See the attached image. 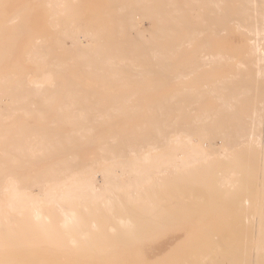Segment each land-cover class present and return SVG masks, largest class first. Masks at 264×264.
<instances>
[{"label":"bare ground","instance_id":"1","mask_svg":"<svg viewBox=\"0 0 264 264\" xmlns=\"http://www.w3.org/2000/svg\"><path fill=\"white\" fill-rule=\"evenodd\" d=\"M8 1L0 0V122L19 111L34 113L39 126L50 121L59 128L49 135V154L52 149L53 156L61 154L56 149L62 147L74 155L63 166L53 164L38 189L33 178L0 174V225L10 226L12 216L24 242L38 234L40 244L46 235L51 243L47 250L41 245L45 253L33 252L32 259L40 264H152L149 252L157 249L161 255L153 264H264V0H162L164 12L132 0L137 5L130 31L133 52L139 47L150 53L154 62L144 58L149 65L161 64V72L149 69L153 64L148 68L143 58L138 62L147 68L136 71V61L122 58V44L116 59L126 62L98 60L104 50L97 31L69 24L58 30L59 20L71 17L78 0H25L15 7ZM39 9L46 10L54 33L64 37L54 41L66 44L60 61L48 62L45 40L23 39L46 34L30 21ZM139 15L164 24L172 20V29L140 31ZM18 45L24 63L17 74ZM171 48L173 63L168 62ZM128 66L133 77L162 73L164 83L172 80L173 92L165 95L162 109L141 112L164 118L147 119L150 134L131 140L122 135L104 140L102 135L95 142L92 123L105 119L88 117L92 113L75 107L73 93L61 91L80 90L82 83L104 84L112 77L123 83L119 76ZM65 69L82 77L64 79ZM30 101L34 108L27 110ZM13 104L18 108L11 109ZM93 146L92 157L80 165L78 153ZM24 149L32 158L47 153L42 140L21 145L0 136L2 154ZM5 162L0 173L16 171L17 166ZM242 169L244 185L238 179ZM3 233L0 264H35L9 257L25 246H8L11 231ZM156 241L160 243L153 249L150 244Z\"/></svg>","mask_w":264,"mask_h":264},{"label":"rangeland","instance_id":"2","mask_svg":"<svg viewBox=\"0 0 264 264\" xmlns=\"http://www.w3.org/2000/svg\"><path fill=\"white\" fill-rule=\"evenodd\" d=\"M121 3H113L112 0H78L77 3H72L74 7L77 9L70 12L68 16H71L70 18L59 20L60 26L58 27V30H64L66 29V25L69 24L71 26H76L78 28H84V29H90L94 30L100 33L99 39H102L103 42H99L100 49L104 50L102 53H99L98 60H101L102 58L104 61L110 58L116 59V49L118 44H122L123 48V59L129 58L128 60L136 61V71L143 68H147L148 66H152L153 63H150L153 59H151V55H146L144 51H141L138 47L136 52L135 47H132L134 43L130 42L131 39L134 38V36L131 34L132 29V16L137 15V5L132 0H121ZM162 0H144L143 6L148 9H152L153 11L161 12L166 11L164 9V6L161 5ZM6 4V3H5ZM20 4H25V0H9L7 5L9 6H19ZM41 5L42 2L40 3ZM129 7V8H128ZM169 13L172 14V10H169ZM46 14V10L39 9L34 12V18H32L30 21L34 22V29H41L44 30V33L41 36L39 35H28L23 37V39L29 40V39H35V38H41L45 40L46 44L50 46V55L48 56L47 60L48 62H57L61 59L58 57L61 55L60 49L64 48L66 45L65 42L56 43L55 40H64V37L60 35L59 33H54L55 30L51 27L50 24H47V18L44 15ZM42 15V16H41ZM47 15V14H46ZM126 19H125V18ZM140 18V24H139V30L146 31V30H156L157 29H172L173 21L172 20H166L165 22H162V20H157L155 17L150 18L149 16L139 15ZM131 18V19H129ZM129 19V20H128ZM26 21V20H23ZM52 22V21H51ZM135 22V21H134ZM142 23V24H141ZM146 29V30H145ZM103 32L104 34H101ZM107 34V35H105ZM170 40L174 39L173 35H170ZM30 41H27L26 43H29ZM164 41L160 43V48L164 47ZM67 44L70 45V41L67 40ZM169 44H173V42H169ZM55 45L57 46V50L55 49ZM22 45L15 46L14 48L19 50L21 52L20 57L17 60V66L15 67V71L19 72V64H21V67L24 63L23 58V49L21 47ZM153 54V53H152ZM148 56L151 61L149 62L150 65L147 63L149 60L146 59ZM105 56V57H104ZM114 56V57H113ZM153 56V55H152ZM157 56V55H156ZM54 57V58H53ZM109 57V58H107ZM158 57V56H157ZM58 60H57V59ZM143 58L144 62H146L147 67L145 66V63L141 64L139 62L140 59ZM156 58V57H155ZM154 58V59H155ZM113 60V65H116L117 63L120 64V62H126L122 60ZM23 60V61H22ZM160 60V59H159ZM158 60V61H159ZM139 61V62H138ZM22 62V63H21ZM154 62V61H152ZM168 62L173 63L174 62V51L171 48L169 53ZM16 63V62H13ZM12 63V64H13ZM156 63V62H155ZM168 63V64H170ZM138 64L140 66H138ZM158 64V62H157ZM30 66V65H29ZM30 70H35V67L30 66ZM138 68V69H137ZM149 68V67H148ZM135 69V68H134ZM154 70H159L161 72L162 66L161 64L149 68ZM172 69V68H171ZM128 69H125L123 73L119 76V79H123V83L115 82L113 77L111 81H107L104 84H101L100 82L96 83H82L78 84L77 87L80 88V90H70V89H64L61 91V95H66L68 93H73V99L74 102H77V105L75 107L78 108H84V110L88 113H92L91 115H88L90 118H96V119H105L104 121H98L93 122L92 126H94L96 129L94 130L93 136L96 135V137L93 139L95 142L99 140V136H105L106 138H103L104 140L111 139L116 140L117 138H113V136L116 135H122V140H131L132 138H136L135 136L139 135H147L151 132L145 131V128H148L151 126L152 122L148 121L147 119H154V118H164V116H149L147 113H141L146 110L149 111V109L160 111L162 109L165 95L171 94L173 92V86L172 80H170L167 83H164V75L162 73H156L151 74V76L147 74H137L136 76H130L128 75L129 71ZM148 71V69H147ZM146 73V72H145ZM34 75V73H33ZM65 78L70 79H76L78 77H82L81 73L78 74L77 72H67V69H65V74L62 76ZM86 77V76H83ZM150 80H153L150 82ZM254 85V84H253ZM252 85V89L254 86L257 87V85ZM60 87H65L64 84L62 85H56ZM256 87L253 89L255 90ZM120 93V94H129V98L124 100H117L114 99V94ZM111 95V97H109ZM113 96V97H112ZM36 102V101H35ZM78 102H80V105H78ZM30 103H27L25 105V109L31 110L34 108L32 105V108L30 106ZM151 103H153V106L151 107ZM11 109H17L18 106H15L14 104L10 106ZM20 108V107H19ZM39 108L43 109L42 106H39ZM52 108H49L50 110ZM128 112L126 114H121V111ZM53 113H48V118ZM146 114V115H145ZM18 115V116H17ZM16 117L13 118H6L5 122H0V136H4L6 140L10 142H16L18 144H27L32 140L36 141H44L45 149L47 150V153L42 155H37L34 158L30 156L27 153V150L24 149V153L20 154L18 151H12L6 155L2 154V151L0 152V163L6 161V158L8 159V162L5 163L9 165V167L14 168L17 166L16 171H12L11 169L8 171H2L3 173H0L2 176L5 174H11L14 177L18 178L19 176H26L29 178H33V183H35V188L38 189V183H40V178L43 174H48L50 172V168L53 166V164H58L59 166H63L65 163V160L68 156L73 157L74 155L69 153L67 154L62 147L57 148V151H60L61 154L53 156V149L50 151V154L48 152L49 150V142L51 138H49V135L54 134V131L58 130L55 125H52L50 121L37 123V116L36 114H26L23 113V111L17 112ZM51 117H54L52 115ZM53 128V130L51 129ZM124 129V130H123ZM139 129V130H138ZM46 134L47 138L43 139L42 135ZM108 137V138H107ZM138 143V141H136ZM25 146V145H24ZM94 146L92 147V150H89L88 152L83 151L79 154L80 156V165H85L87 160L92 157V151H94ZM86 151V150H85ZM93 157L98 158L97 151L94 152ZM32 158V159H31ZM241 158V157H240ZM241 161V160H240ZM240 161L238 163H240ZM237 163V164H238ZM4 164V163H3ZM241 164V163H240ZM5 165V164H4ZM243 165V166H242ZM240 167H244V164H242ZM30 167V168H28ZM21 169L25 168L24 172L20 171ZM236 168L237 167L236 165ZM243 170V169H242ZM11 171V172H10ZM240 171V170H239ZM245 171H241L239 176V182L242 183L245 181V175L242 174ZM239 184V183H238ZM243 184V183H242ZM240 185V184H239ZM244 185V184H243ZM29 186V185H26ZM238 186V185H237ZM240 187H236V192H239L238 197L240 196V190L238 189ZM239 191H238V190ZM235 192V193H236ZM237 196V194H235ZM234 196V195H233ZM235 197V198H238ZM206 198V197H205ZM232 198V197H231ZM234 198V197H233ZM243 198L242 194L241 197ZM8 221L10 222V226L0 225V233L4 234L3 232L8 230L11 231V233L6 236L9 238L10 242L5 243L10 247H19V246H25V249L22 251H16L13 249L12 254L9 256L11 258L16 259V262H23V261H32L35 264H40L39 259H32L33 258V252L35 255L40 256L42 253H45L40 249V246L42 245L44 250H47L48 245L51 243H48V236L46 235L44 238V243L40 244L39 235L34 234L29 236V240L27 242H24V235L19 234L22 233L20 226L16 224L18 221L16 218L10 216L8 218ZM2 222H5V219H2ZM4 236V235H3ZM159 241L154 242L153 244H150V246H154L153 249L158 247ZM150 251V250H149ZM148 253V252H147ZM150 259H148L152 264L156 263L159 259V256L161 255L160 250L150 251L149 252ZM8 259L7 261H14V259ZM39 258V257H38ZM47 262L49 261L48 257L45 259ZM1 263V262H0Z\"/></svg>","mask_w":264,"mask_h":264}]
</instances>
